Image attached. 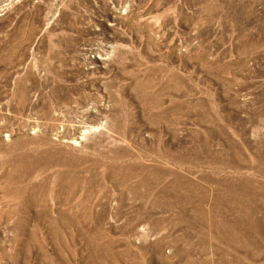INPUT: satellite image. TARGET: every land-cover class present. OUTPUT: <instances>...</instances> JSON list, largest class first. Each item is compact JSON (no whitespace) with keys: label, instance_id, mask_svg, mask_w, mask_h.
Instances as JSON below:
<instances>
[{"label":"rangeland","instance_id":"rangeland-1","mask_svg":"<svg viewBox=\"0 0 264 264\" xmlns=\"http://www.w3.org/2000/svg\"><path fill=\"white\" fill-rule=\"evenodd\" d=\"M263 234L264 0H0V264H264Z\"/></svg>","mask_w":264,"mask_h":264},{"label":"bare ground","instance_id":"bare-ground-1","mask_svg":"<svg viewBox=\"0 0 264 264\" xmlns=\"http://www.w3.org/2000/svg\"><path fill=\"white\" fill-rule=\"evenodd\" d=\"M15 162H18L20 160V157L19 156H15L14 158ZM20 162V161H19ZM18 163L14 164L15 166H18ZM11 172V171H10ZM58 180V179H57ZM61 180V179H60ZM58 182V181H57ZM51 184V183H50ZM15 191L18 192V194H23L24 195V192L26 191L25 189H23L22 187H18ZM42 192V191H41ZM242 195V194H241ZM28 196V195H27ZM21 205V204H20ZM15 210V209H14ZM264 235V234H263ZM261 238V237H260ZM261 242V241H260ZM258 244V243H257ZM264 249V248H263ZM258 255V254H257ZM233 260V259H232ZM241 264V263H240Z\"/></svg>","mask_w":264,"mask_h":264}]
</instances>
